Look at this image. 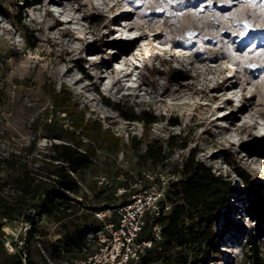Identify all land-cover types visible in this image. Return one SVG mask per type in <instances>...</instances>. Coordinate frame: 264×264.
I'll return each mask as SVG.
<instances>
[{
	"label": "rangeland",
	"instance_id": "obj_1",
	"mask_svg": "<svg viewBox=\"0 0 264 264\" xmlns=\"http://www.w3.org/2000/svg\"><path fill=\"white\" fill-rule=\"evenodd\" d=\"M234 2L0 0V158L44 172L46 181L61 165L80 185L78 193L67 191L75 202L69 216L55 221L37 212L33 236L23 217L0 213V264H13L16 252L22 264H74L95 248L91 236L102 225L96 211L121 205L131 192L158 190L169 204L161 215L169 214L184 202L183 169L193 153L230 187L209 191L225 204L212 225L216 245L186 253L188 262L249 264L255 242L264 252V0ZM247 5L254 18L242 28ZM251 26L260 34L236 48L234 38L243 40ZM249 50L261 54L257 67L245 65ZM62 86L88 117L123 138L117 151L105 144L80 161V172L56 149L67 140L45 137L41 126L48 110L49 117H63L50 95ZM111 102L159 119L127 120ZM241 105L247 112L239 119ZM231 110L238 115L224 119ZM3 190L15 191L10 183ZM158 218L148 213L144 237Z\"/></svg>",
	"mask_w": 264,
	"mask_h": 264
},
{
	"label": "trees",
	"instance_id": "obj_2",
	"mask_svg": "<svg viewBox=\"0 0 264 264\" xmlns=\"http://www.w3.org/2000/svg\"><path fill=\"white\" fill-rule=\"evenodd\" d=\"M95 17V14L91 15L92 21H96ZM50 95L53 111L64 115L62 118L49 117L51 113L48 110L41 125L43 133L49 139L67 140L62 145H56V149L61 151V156L72 164L76 172L82 169L80 161L89 160L90 154L97 153L105 144L110 151L119 149L122 136L117 135L110 127H104L101 119L88 117L65 86L59 90L52 88ZM108 101L110 103L109 99ZM111 103L127 120H141L150 125L159 119L149 111H142L140 114L126 112L119 102ZM63 120L69 122L72 129L65 127ZM169 142L172 145V141ZM78 144L85 145L86 150H81ZM2 170L6 175H0V213L8 219L23 217L30 223L29 236L37 231V212L46 213L55 221L70 215L75 202L67 191L78 193L80 185L65 167L57 165L52 171L55 175L48 176L50 181L43 179L44 172L32 170L27 164L18 161L0 158V171ZM236 172L246 183H252L247 171L236 168ZM183 175L187 178L182 192L184 202L156 220L162 224V239L154 242L152 249L143 257L142 264H193L188 262L186 253L199 255L200 251H205L204 245H216L212 225L217 220L218 209L225 204L219 201L217 193L209 191L213 187L220 188L224 185L229 188V183L219 179L212 168L197 158L195 153L185 162ZM7 183L14 187V192L3 190ZM251 211L256 214L254 207ZM150 236L151 232L146 237ZM249 253V264H264V252L256 242L251 245ZM14 258L13 264L23 263L20 252H16Z\"/></svg>",
	"mask_w": 264,
	"mask_h": 264
},
{
	"label": "built area",
	"instance_id": "obj_3",
	"mask_svg": "<svg viewBox=\"0 0 264 264\" xmlns=\"http://www.w3.org/2000/svg\"><path fill=\"white\" fill-rule=\"evenodd\" d=\"M124 192L125 188H119V193ZM162 197L156 189L138 190L131 192L130 198L121 205L97 210L96 217L102 225L91 236L95 248L76 258L74 264H142L154 242L162 239L159 222L153 226L149 238L143 236L148 213L159 217L164 209H169Z\"/></svg>",
	"mask_w": 264,
	"mask_h": 264
},
{
	"label": "bare ground",
	"instance_id": "obj_4",
	"mask_svg": "<svg viewBox=\"0 0 264 264\" xmlns=\"http://www.w3.org/2000/svg\"><path fill=\"white\" fill-rule=\"evenodd\" d=\"M176 1V0H175ZM235 2H234V4L236 5V3L238 2V0L236 1V0H234ZM221 6H223V3L221 4ZM251 7V6H250ZM250 7L247 5L246 6V13H245V17L242 19V20H240V21H238V24H239V27H246L247 26V22L248 23H250V20L252 19V18H254V15L252 14V13H254V12H252V11H250ZM252 9V8H251ZM254 9V8H253ZM251 12V13H250ZM48 13L50 14V11L48 10ZM217 14V12H213V13H211V18H213V17H215V15ZM114 18H119V16H116V17H114ZM109 19H112V18H109ZM108 19V20H109ZM71 20L72 19H68V23H70L71 22ZM107 24V23H106ZM49 28H52L51 26L49 27ZM115 33H116V31H115ZM260 34V31L257 29V28H254V27H249L248 29H246V32L243 34V40H241V41H237L236 40V38H234V42L236 43L235 44V47L236 48H239L240 46H241V43L243 42V41H245V40H247L249 37H250V35H255V36H257V35H259ZM181 39V36H177V40H180ZM117 43H120V41H117ZM245 57L247 58V60L249 61V62H246V66H248V63H249V65H251V66H255V67H257V61H258V58H260L261 57V54L260 55H258V56H256V55H254V54H252V51L251 50H249V51H247L245 54ZM225 70L227 69L228 70V68L227 67H225L224 68ZM98 77V79H102L103 78V76L102 75H98L97 76ZM115 79L116 80H121V78H120V76H116L115 77ZM232 79V77L231 78H228L227 79V81H230ZM221 88H222V86H221ZM233 88H237L236 86L235 87H230L229 88V90H231L232 91V89ZM253 97V95L251 96V98ZM225 102H226V104H231V102H232V100L230 99V98H227V99H225ZM239 112L238 113H240L241 115H239L238 117H239V119H242V117H243V115H245L246 114V112H247V109H246V106L245 105H241L240 107H239V110H238ZM235 115H238V114H236L235 113V110H231V111H229L227 114H225L224 115V119H227V118H230V117H232V116H234L235 117ZM217 120V118H215L213 121H216Z\"/></svg>",
	"mask_w": 264,
	"mask_h": 264
},
{
	"label": "snow or ice",
	"instance_id": "obj_5",
	"mask_svg": "<svg viewBox=\"0 0 264 264\" xmlns=\"http://www.w3.org/2000/svg\"><path fill=\"white\" fill-rule=\"evenodd\" d=\"M248 2H251V0H248Z\"/></svg>",
	"mask_w": 264,
	"mask_h": 264
}]
</instances>
